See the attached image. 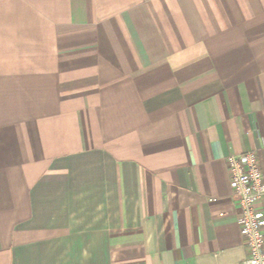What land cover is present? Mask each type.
<instances>
[{"label":"crops","instance_id":"1","mask_svg":"<svg viewBox=\"0 0 264 264\" xmlns=\"http://www.w3.org/2000/svg\"><path fill=\"white\" fill-rule=\"evenodd\" d=\"M248 151L264 0H0V264H242Z\"/></svg>","mask_w":264,"mask_h":264},{"label":"built area","instance_id":"2","mask_svg":"<svg viewBox=\"0 0 264 264\" xmlns=\"http://www.w3.org/2000/svg\"><path fill=\"white\" fill-rule=\"evenodd\" d=\"M230 184L241 214L247 257L242 264H264V171L256 151L227 157Z\"/></svg>","mask_w":264,"mask_h":264}]
</instances>
